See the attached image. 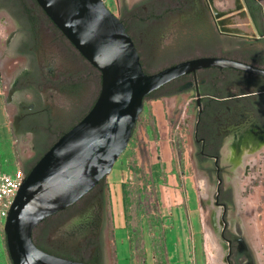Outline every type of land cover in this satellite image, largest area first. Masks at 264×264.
Segmentation results:
<instances>
[{
	"label": "flooded vegetation",
	"instance_id": "flooded-vegetation-1",
	"mask_svg": "<svg viewBox=\"0 0 264 264\" xmlns=\"http://www.w3.org/2000/svg\"><path fill=\"white\" fill-rule=\"evenodd\" d=\"M24 1L26 7H21L16 0H0V18L8 19L10 25L6 40L0 43V66H4L0 72V83L6 87L5 103L12 112L7 115L11 137L18 143L25 142L26 151L19 155L17 169L26 176L51 147L49 144L57 127L65 126L64 130L73 124L66 133L92 107L75 122L87 106L81 100L80 92V89H84L83 69L45 76L46 66L53 63L37 46L35 35L44 32L42 17L50 20L35 0ZM30 1L37 5L39 12ZM140 1L144 13L141 23L147 36L149 31L159 30V27L185 33L177 46L165 50L161 56L163 59L184 54L187 60L228 59L264 69V2L243 0L257 34L255 38H245L221 33L207 0ZM50 24L46 30L54 42H60L63 34L51 21ZM125 28L129 33L127 26ZM152 40L150 43L147 41V46L153 45ZM228 43L233 47L229 48ZM12 63L14 67L9 69ZM175 64L178 62H171L166 68ZM50 91L75 95L78 114L68 116ZM156 93L161 97L182 93L193 96L196 169L205 177L209 187H215L214 205L217 203L216 207L221 209L219 221L223 226L220 237L227 242L226 264H248L247 252L256 264L244 232L239 233L231 228L239 207L236 202L235 162L225 160V154L231 148L251 154L259 147L260 137L264 140V77L228 68L209 67L183 76L161 87ZM57 118L58 122H54ZM255 155L243 156L248 159ZM244 172L242 168L240 177L244 176ZM103 183L99 182L72 206L46 220L49 228L54 224L59 225V233H64L63 236L72 244L59 250H41L86 264H106L108 193ZM239 239L244 240L246 247L238 242Z\"/></svg>",
	"mask_w": 264,
	"mask_h": 264
},
{
	"label": "rangeland",
	"instance_id": "rangeland-1",
	"mask_svg": "<svg viewBox=\"0 0 264 264\" xmlns=\"http://www.w3.org/2000/svg\"><path fill=\"white\" fill-rule=\"evenodd\" d=\"M16 1L21 7H26L24 0ZM103 2L110 12L127 26L143 70L148 75L163 70L171 62L179 63L187 60V55L184 54L167 59L161 57L166 49L171 50L177 46L185 33L178 29L159 27V30L149 31L147 36L145 27L141 23L144 13L140 7V0H103ZM31 3L39 12L37 5ZM42 20L45 28H43L44 32L35 35L37 46L42 48L41 52L53 63L46 66L45 76H57L60 72H77L83 69L84 89H80V92L81 100L87 103V106L83 114L76 117L78 119L75 122H78L99 95L100 72L91 66L60 33L58 35L62 39L60 42H54L46 30L51 25L50 21L45 17H42ZM9 27L8 19L1 17L0 43L6 40ZM150 40L153 44L151 47L147 46V41ZM227 46L233 47L229 43ZM13 67L14 63L9 64V69ZM3 70L4 66L1 64L0 72ZM6 94V87H2L0 83V172L12 174L19 166V155L26 149H24L25 142L18 143L11 137L7 115H11L12 112L5 103ZM54 94L58 104L64 108V112L66 110L68 116L73 113L78 114L79 109L76 106L78 100L75 95L70 92ZM192 97L188 93L161 97L155 91L146 98L128 145L113 167L124 177L122 191L126 244L131 262L135 264H168V255L178 257L181 251L184 254L190 252L189 255L201 252L203 264H210L211 258H216L220 264H226L227 242L220 237L223 226L219 221L209 229L206 223L208 217L206 210L212 208L213 212L219 211L220 214L221 209L214 205L215 187L213 185L209 187L205 177L196 169L193 141L195 110ZM56 120L54 122H58L59 119ZM72 125L64 130L65 126L59 125L52 134L49 147ZM255 156L246 161L244 176L239 177V181L240 186L243 185L241 189L244 191L243 200L247 198L251 200L253 189L260 188L259 201L257 200L253 214L249 207H244L241 214L239 211L236 219L231 223V228L239 233L244 232L256 264H264V151ZM103 185L107 187L106 177ZM252 216H255L261 225V233L257 234L260 237L256 236L254 240L256 246L253 245L248 234L242 228L240 230L241 224L238 219L241 217L249 223V218ZM107 218L108 245L105 263L114 264L115 244L109 211ZM5 219L0 217V264H12L6 247ZM251 224L249 223V227ZM59 230L61 228L57 224L49 228L45 220L34 230L33 241L40 250H59L67 247L68 244L71 245L72 242H68L63 236L64 233H59Z\"/></svg>",
	"mask_w": 264,
	"mask_h": 264
},
{
	"label": "water",
	"instance_id": "water-1",
	"mask_svg": "<svg viewBox=\"0 0 264 264\" xmlns=\"http://www.w3.org/2000/svg\"><path fill=\"white\" fill-rule=\"evenodd\" d=\"M35 1L77 52L100 72L101 87L89 112L25 176L5 219L6 247L12 264H86L40 250L33 232L111 173L128 145L144 99L201 69L228 68L260 77H264V69L234 60L198 58L148 75L124 24L102 0ZM207 2L221 33L257 36L243 0ZM238 242L246 247L243 239ZM246 256L248 264H254L248 252Z\"/></svg>",
	"mask_w": 264,
	"mask_h": 264
},
{
	"label": "crops",
	"instance_id": "crops-1",
	"mask_svg": "<svg viewBox=\"0 0 264 264\" xmlns=\"http://www.w3.org/2000/svg\"><path fill=\"white\" fill-rule=\"evenodd\" d=\"M253 157L251 156L250 158ZM248 159H246V161ZM246 161L244 167L247 165ZM123 182V175L119 171H116L114 169H112L111 173L106 177L108 193V211L111 216V224L115 244V255L113 258V263L135 264L131 262V257L128 254L126 244V219L124 217V194L122 191ZM189 253L190 252L184 254L181 251L178 257H174L170 254L167 257V262L168 264H203L201 252L198 254L194 253L193 255H189Z\"/></svg>",
	"mask_w": 264,
	"mask_h": 264
},
{
	"label": "bare ground",
	"instance_id": "bare-ground-1",
	"mask_svg": "<svg viewBox=\"0 0 264 264\" xmlns=\"http://www.w3.org/2000/svg\"><path fill=\"white\" fill-rule=\"evenodd\" d=\"M260 144H259V147L255 148L254 151L250 154V153H245L243 152L242 150L238 149V150H235L233 148H231L229 150V154L226 153L225 154V160L227 161H233L235 162V175H236V179H235V187H236V202H237V205L239 207V211H240V214H241V210L245 207H249L252 214L254 213V208H255V205L257 204V200L259 199V193H260V188H254L253 189V196L251 198V200H243L242 196H241V189H242V186H240V181H239V177H240V174H241V169L244 167V164H245V161L247 158L244 159V156L245 155L246 157L249 156V155H252V154H259V153H263L264 151V140H262V137H260ZM256 157V156H255ZM258 157V156H257ZM258 160V159H257ZM256 160V161H257ZM249 161V160H248ZM255 161V160H254ZM257 163V162H256ZM260 169V168H259ZM258 169V170H259ZM257 173V172H256ZM241 178V177H240ZM251 180V179H250ZM253 180V178H252ZM249 184V183H248ZM245 186V185H244ZM247 187V186H246ZM243 193V192H242ZM205 194V192H204ZM251 197V196H250ZM259 201V200H258ZM205 213V212H204ZM206 214L208 217H206V223H207V227L212 228L214 224L216 223H219V211L217 213L213 212L212 208H210L209 210H206ZM239 221H240V224L243 228V230L248 234L251 242L253 243V245L255 244V246L257 245L256 242L254 241L255 240V237H260V235L258 236L257 234L261 233V225L258 223L257 221V218L255 216H252L250 219V222L249 223H252L251 226L249 227V223L248 221H245L243 219L238 218ZM217 226V225H216ZM205 230V229H204ZM251 231V232H250ZM215 233V232H214ZM264 233V232H263ZM207 235V234H206ZM209 238V237H208ZM210 240H211V237H210ZM258 241V238L256 239ZM262 241V240H261ZM259 243V242H258ZM261 244V243H259ZM258 244V245H259ZM262 245V244H261ZM214 250V249H213ZM258 252V251H257ZM211 257V256H210ZM210 264H220L218 262V260L216 258H211L210 259Z\"/></svg>",
	"mask_w": 264,
	"mask_h": 264
},
{
	"label": "built area",
	"instance_id": "built-area-1",
	"mask_svg": "<svg viewBox=\"0 0 264 264\" xmlns=\"http://www.w3.org/2000/svg\"><path fill=\"white\" fill-rule=\"evenodd\" d=\"M103 1V0H102ZM25 175L16 169L12 174L0 172V217L6 218L13 199L22 184Z\"/></svg>",
	"mask_w": 264,
	"mask_h": 264
},
{
	"label": "trees",
	"instance_id": "trees-1",
	"mask_svg": "<svg viewBox=\"0 0 264 264\" xmlns=\"http://www.w3.org/2000/svg\"><path fill=\"white\" fill-rule=\"evenodd\" d=\"M150 96H151V94H150L149 96H147L146 98H148V97H150ZM146 98H145V99H146ZM145 99H144V100H145ZM103 181H104V179H102L100 182H103ZM35 245L39 248V246H38L37 244H35ZM39 249H40V248H39Z\"/></svg>",
	"mask_w": 264,
	"mask_h": 264
}]
</instances>
